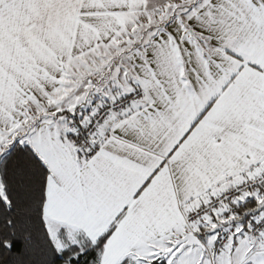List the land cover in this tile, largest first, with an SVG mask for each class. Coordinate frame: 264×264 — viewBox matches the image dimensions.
<instances>
[{
  "label": "snow or ice",
  "instance_id": "snow-or-ice-1",
  "mask_svg": "<svg viewBox=\"0 0 264 264\" xmlns=\"http://www.w3.org/2000/svg\"><path fill=\"white\" fill-rule=\"evenodd\" d=\"M0 264H264V0H0Z\"/></svg>",
  "mask_w": 264,
  "mask_h": 264
}]
</instances>
